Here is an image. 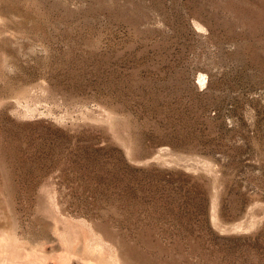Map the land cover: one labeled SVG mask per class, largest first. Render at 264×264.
<instances>
[{
	"label": "rangeland",
	"instance_id": "rangeland-1",
	"mask_svg": "<svg viewBox=\"0 0 264 264\" xmlns=\"http://www.w3.org/2000/svg\"><path fill=\"white\" fill-rule=\"evenodd\" d=\"M0 264H264V0H0Z\"/></svg>",
	"mask_w": 264,
	"mask_h": 264
}]
</instances>
